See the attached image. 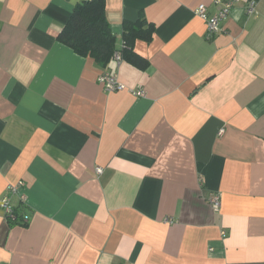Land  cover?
<instances>
[{
    "label": "crops",
    "instance_id": "obj_1",
    "mask_svg": "<svg viewBox=\"0 0 264 264\" xmlns=\"http://www.w3.org/2000/svg\"><path fill=\"white\" fill-rule=\"evenodd\" d=\"M82 1L0 0V199L21 183L28 216L0 217V264H264V0L210 40L215 0H104L115 49L153 28L146 70L56 40Z\"/></svg>",
    "mask_w": 264,
    "mask_h": 264
},
{
    "label": "trees",
    "instance_id": "obj_2",
    "mask_svg": "<svg viewBox=\"0 0 264 264\" xmlns=\"http://www.w3.org/2000/svg\"><path fill=\"white\" fill-rule=\"evenodd\" d=\"M104 0H83L74 6L72 14L58 33L56 40L71 49L80 57L93 59L100 68H105L115 55L130 65L146 70L148 61L137 55L133 46L136 40L151 41L153 28L145 27L143 20L124 23L122 31L123 46L115 49V37L105 19ZM17 214L15 220H6L10 225L21 224Z\"/></svg>",
    "mask_w": 264,
    "mask_h": 264
},
{
    "label": "built area",
    "instance_id": "obj_3",
    "mask_svg": "<svg viewBox=\"0 0 264 264\" xmlns=\"http://www.w3.org/2000/svg\"><path fill=\"white\" fill-rule=\"evenodd\" d=\"M214 6H216V10L213 14H210L208 12V9L206 6L203 4L196 6L194 13L195 15L204 21L206 25V31H205V37L210 40L214 35L219 33L220 31V23L227 19L226 17L229 16L231 9L237 5H243V11L244 13L248 15H253L256 13V3L257 0H215ZM114 61H119L120 58L115 55ZM99 83L101 84V89H103L104 92H115V91H121L123 90V84H121L117 78L116 75H114L113 72L110 73H102L99 75L98 79ZM135 95L137 96H142L143 92L141 90H136ZM224 129L221 128L218 131V135H223ZM95 173L101 174L102 173V168L97 167L95 168ZM22 189V184L19 183L18 185L12 186L9 185L7 186V194L3 196V198L0 199V217H2L5 220H15L17 212L14 210L15 208L11 205L10 200H9V195L14 194L17 195V197L23 198V191ZM220 197L219 195H212L209 198V203L211 207L217 212V210L220 208ZM20 222L22 224H26L28 221V216H20ZM171 222V220H168ZM226 235L225 231L221 232V237L224 238ZM211 250V249H210Z\"/></svg>",
    "mask_w": 264,
    "mask_h": 264
}]
</instances>
